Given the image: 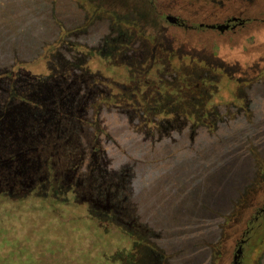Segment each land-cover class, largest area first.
Returning a JSON list of instances; mask_svg holds the SVG:
<instances>
[{
    "label": "rangeland",
    "instance_id": "1",
    "mask_svg": "<svg viewBox=\"0 0 264 264\" xmlns=\"http://www.w3.org/2000/svg\"><path fill=\"white\" fill-rule=\"evenodd\" d=\"M0 264H264V0H0Z\"/></svg>",
    "mask_w": 264,
    "mask_h": 264
},
{
    "label": "water",
    "instance_id": "2",
    "mask_svg": "<svg viewBox=\"0 0 264 264\" xmlns=\"http://www.w3.org/2000/svg\"><path fill=\"white\" fill-rule=\"evenodd\" d=\"M211 28H219L220 30H225L226 28H229V25H210Z\"/></svg>",
    "mask_w": 264,
    "mask_h": 264
}]
</instances>
